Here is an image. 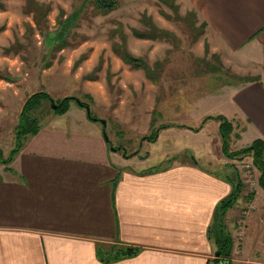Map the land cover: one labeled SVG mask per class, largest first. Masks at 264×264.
<instances>
[{"label": "crops", "instance_id": "obj_1", "mask_svg": "<svg viewBox=\"0 0 264 264\" xmlns=\"http://www.w3.org/2000/svg\"><path fill=\"white\" fill-rule=\"evenodd\" d=\"M186 1L205 24L203 41L211 50L227 63L234 56L240 71L259 77L233 87L228 102L244 122L236 141L245 134L249 145L264 142V0ZM71 113L81 115L70 105L52 116L0 167V264H105L99 249L112 245L140 251L108 264H213L216 246L207 229L230 182L189 160V149L187 160L175 155L161 169L144 168L150 153L127 165L122 160L130 159L108 147L105 131L86 111L75 119ZM147 116L133 122L139 133L150 124ZM261 192L253 194L257 209L245 211L232 264H264Z\"/></svg>", "mask_w": 264, "mask_h": 264}, {"label": "rangeland", "instance_id": "obj_2", "mask_svg": "<svg viewBox=\"0 0 264 264\" xmlns=\"http://www.w3.org/2000/svg\"><path fill=\"white\" fill-rule=\"evenodd\" d=\"M96 1L0 0L3 157L15 148L16 125L27 97L38 91L47 92L53 100L76 97L89 105L90 113L99 120L96 125L105 130L110 149L130 159L122 160L126 164L150 153L144 168L157 170L175 155L187 160L189 149V160L194 158L207 171L238 178L241 193L222 217L225 231L232 236L233 245H238L246 227L245 211L249 214L257 209L255 199L246 195L263 192L258 171L246 168L251 166L250 158L238 161L222 154L219 122L212 117L222 115L232 122L231 151L249 145L245 134L242 141H236L244 122L233 117L228 97L233 87L247 81L233 76H254L252 69L240 71L237 67H244L234 56L225 62L221 52H213L203 41L204 34L197 37L204 33L197 16L189 18L195 29L180 21L191 11L186 0H118V7L110 12L98 9ZM136 32L150 39L139 38ZM116 44L143 59L156 72L157 81L125 63L115 52ZM70 105L81 112L71 113V118L84 116L86 110L74 102ZM147 115L150 124H142L139 133L133 122H145ZM52 116L48 102L36 113L43 125ZM65 122L66 126L69 121ZM154 131L157 137L149 141ZM231 219H236L235 224Z\"/></svg>", "mask_w": 264, "mask_h": 264}, {"label": "trees", "instance_id": "obj_3", "mask_svg": "<svg viewBox=\"0 0 264 264\" xmlns=\"http://www.w3.org/2000/svg\"><path fill=\"white\" fill-rule=\"evenodd\" d=\"M95 3H96V7L98 9H101L104 12L113 11L114 9L118 7V0H97ZM191 15H194L195 18H197L196 12L194 10H191V11L185 12L184 16L180 18V21L191 26V29H195V26L189 20V18H191L190 17ZM199 27H200V30L202 29L205 30L204 23L200 24ZM203 34L204 33L199 32L197 37ZM136 36L142 39H150L149 35L147 36V35H144L143 33L138 34L136 32ZM165 36L169 37L170 35L167 34ZM116 47H119V48L116 49ZM115 52H118L121 59L125 63L129 64L132 68L142 69L145 72V75L149 79L153 81L155 80L157 81L158 77L156 75V72L151 71L150 66L146 64L143 59L142 61L141 59L134 57L129 52L124 50L123 46L121 45L118 46L116 44ZM213 59L215 60L214 54H213ZM233 78H237L238 80L247 79L246 83L259 81L258 76H245V77L244 76H233ZM45 102H48L51 104V111L54 116L65 114L68 111L71 102L76 103L80 108L84 110H86V108H89V105L83 103L81 100L73 96H66L59 100H53L52 97L47 92H44V91H38V92L31 94L29 97L26 98L25 102L23 103L20 114H19L18 122L16 125V130H15L16 132L15 133V138H16L15 148L10 151L7 158H4L0 151V164H3L5 167H7L13 160L14 156L22 148L24 140L28 136L35 135L43 127V124H41L40 120L37 119L36 113H37V110L42 108V105ZM53 105H55V108H53ZM87 118L91 121H95V122L99 121L91 113L89 117L87 116ZM212 119H215L219 122L218 131H219L221 141H222V147H221L222 154L229 159H232V160L236 159L238 161H242L244 158H250L253 167L259 173L258 185L260 186L261 189L264 190V142L263 140L256 139L249 146L245 148L235 149L231 151L229 140L231 137V132L233 130L232 122L228 118L222 115L212 117ZM103 131L105 130L103 129ZM156 137H157V132L154 131L151 133V136L147 139L149 141H154ZM236 139H238V137H236ZM107 144H108V147L110 148V141H108ZM225 179H227L230 182L231 191L226 197H224L217 203L214 213H213V221L211 222V224L209 225L207 229L208 237L214 241L215 246H216V251L212 259L213 264H232L233 238L229 234V232L225 231V228L222 224V217H224L226 212L234 206L236 200L238 199L241 193L242 187H243L242 182L238 178H235V180H233V178L225 177ZM252 197H253V194L251 193L246 195V198L248 199H251ZM139 251H140V248L138 247L112 245L111 247H109L107 251H104V249L102 250L99 249L98 254L101 257L102 261L105 264H108L111 261L135 256L139 253Z\"/></svg>", "mask_w": 264, "mask_h": 264}, {"label": "water", "instance_id": "obj_4", "mask_svg": "<svg viewBox=\"0 0 264 264\" xmlns=\"http://www.w3.org/2000/svg\"><path fill=\"white\" fill-rule=\"evenodd\" d=\"M53 108H55V105H53ZM86 114H87L88 117L90 116L89 108H86ZM100 122H101L103 125H105V121H104V120H100ZM104 138H105L106 141H108V138H107V136H105V133H104ZM112 150H114V149H112Z\"/></svg>", "mask_w": 264, "mask_h": 264}, {"label": "built area", "instance_id": "obj_5", "mask_svg": "<svg viewBox=\"0 0 264 264\" xmlns=\"http://www.w3.org/2000/svg\"><path fill=\"white\" fill-rule=\"evenodd\" d=\"M250 164H251V166H248V165H247L246 168L249 167L248 169H250V167H253L252 162H251ZM253 168H254V167H253ZM254 169H255V168H254ZM252 182H254V181H252ZM240 233H241V230H240Z\"/></svg>", "mask_w": 264, "mask_h": 264}, {"label": "bare ground", "instance_id": "obj_6", "mask_svg": "<svg viewBox=\"0 0 264 264\" xmlns=\"http://www.w3.org/2000/svg\"><path fill=\"white\" fill-rule=\"evenodd\" d=\"M245 77V76H244Z\"/></svg>", "mask_w": 264, "mask_h": 264}]
</instances>
